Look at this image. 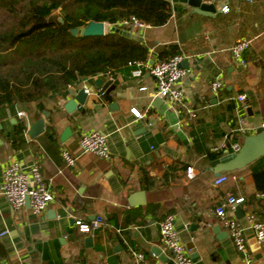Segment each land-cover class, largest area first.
Listing matches in <instances>:
<instances>
[{"label": "crops", "instance_id": "1", "mask_svg": "<svg viewBox=\"0 0 264 264\" xmlns=\"http://www.w3.org/2000/svg\"><path fill=\"white\" fill-rule=\"evenodd\" d=\"M164 1L171 7L166 24L128 31L142 38L148 60L112 73V80L107 75L88 80L90 95L71 113L64 106L78 86L67 90L65 99H48L50 115L42 116L41 135L31 139L24 133V141L13 148L8 135L17 115L0 112V263L163 264L151 250L157 247L172 260L160 245L159 224L173 215L193 264H264V242L255 239L246 221L252 214L264 223V197H258L264 192L254 179L264 173V157L241 170L222 172L235 179L213 186L217 177L213 162L234 153V144L241 148L244 138L255 135L264 120V0H205L214 2L213 17ZM224 7L227 13L222 12ZM106 27L111 31L104 23V34ZM242 39L251 43L242 55L245 68L230 55V48ZM174 55H183L188 62L181 82L186 97L175 107L166 102L154 107L156 87L148 67ZM136 68L139 78L132 76ZM97 79L103 86L111 83L103 91L94 85ZM216 80L223 87L214 93L210 85ZM239 96L245 97L243 102ZM132 108L143 117L135 118ZM23 113L27 129L34 122ZM91 130L107 135L108 160L79 153L81 134ZM62 149L77 158L74 167L63 162ZM13 161L23 173L36 162L53 194L39 216L27 206L13 211L1 193L3 171ZM188 168L193 170L191 180ZM258 185L264 186V176ZM139 192L144 193L141 201L133 198ZM228 196L244 200V216L238 220L244 227L246 254L235 250L215 216ZM231 215L236 218L235 210ZM95 217L102 223L91 235L78 231L75 221L89 223ZM88 237L91 246L85 244Z\"/></svg>", "mask_w": 264, "mask_h": 264}, {"label": "trees", "instance_id": "2", "mask_svg": "<svg viewBox=\"0 0 264 264\" xmlns=\"http://www.w3.org/2000/svg\"><path fill=\"white\" fill-rule=\"evenodd\" d=\"M170 16L164 0H0V109L25 112L35 123L45 112L49 117L48 99H65L69 86L148 60L147 48L136 40L111 31L73 36L71 30L131 18L160 27ZM16 119L8 135L13 148L26 132L22 118ZM263 176L254 179L264 192L258 185Z\"/></svg>", "mask_w": 264, "mask_h": 264}, {"label": "built area", "instance_id": "3", "mask_svg": "<svg viewBox=\"0 0 264 264\" xmlns=\"http://www.w3.org/2000/svg\"><path fill=\"white\" fill-rule=\"evenodd\" d=\"M228 11L227 7L222 8L223 13H227ZM109 27L110 29L118 28L130 31L132 29H143L145 25L139 23L136 19L131 18L130 21H122L118 23L117 26L109 25ZM250 44V40L242 39L237 41L230 48L232 60L242 68L247 66L242 55L250 47ZM183 60V55H174L165 61H159L148 67L149 74L153 78L156 87L154 97L159 98L162 102L168 103L171 107L182 104L186 97L181 82L187 76L188 71L180 67ZM131 65L140 66L139 63H133ZM103 75H107V77L112 80L111 72H106ZM100 76L102 75L86 78L76 86H78L79 89H83L85 94L89 96L91 90L86 83L88 80L96 79ZM132 76L139 78L141 76L140 69L136 68L133 70ZM76 86H69L67 90L72 91ZM222 87L223 84L221 80H216L210 85V89L214 93L218 92ZM140 90H144V88ZM244 99V96L238 97L240 102H243ZM130 113L137 119L143 117L140 112L134 108L130 110ZM16 115L18 118L25 117L23 112H17ZM193 116L194 115H192V117ZM260 128L264 129V120L261 122ZM232 150L233 152H238L240 150V145L234 144ZM78 151L81 154L108 160L110 153L107 135L97 130L82 133L78 140ZM60 155L66 166L74 167L76 165L77 158L73 157L68 150L62 149ZM186 176L190 180L194 178L193 170L191 168L186 170ZM230 179H235V176L221 174L214 179L213 186L219 187ZM1 193L13 211L24 209L28 200L29 211L34 216L42 214L53 201V194L44 183L39 166L36 162L29 167L28 173H23L21 171L18 162H10L3 171ZM258 197H264V194H260ZM243 203L244 200L242 198L228 196L215 209V216L221 226L226 230L227 236L231 240L235 250L238 253L246 254L244 227L240 220L231 215V212L235 210V207ZM246 221L249 223L255 239L258 242H264V223L256 220L252 214L246 216ZM101 223L102 219L100 217H95L89 223L75 221L78 231L87 235H91L94 230L100 227ZM159 232L160 245L171 253L174 264H193V260L189 256L186 247L182 243L179 233L175 228V218L173 215H167L163 221L160 222ZM135 257L138 260L143 259L141 254H135ZM0 264L7 263L1 262ZM99 264L107 263L102 261Z\"/></svg>", "mask_w": 264, "mask_h": 264}, {"label": "water", "instance_id": "4", "mask_svg": "<svg viewBox=\"0 0 264 264\" xmlns=\"http://www.w3.org/2000/svg\"><path fill=\"white\" fill-rule=\"evenodd\" d=\"M172 3H182L188 5L192 12L198 15L207 16V17H213L216 13L214 2H211L210 4L204 3L205 0H171ZM111 32L117 33L127 39L137 40L139 42L142 41V38L134 35L131 32L118 29V28H111ZM71 34L73 36H103L104 34V23H95L91 22L88 24L87 27L78 30L73 29L71 30ZM180 67L183 69H188V62L186 60H183L180 64ZM111 82H108V84L103 86V81L100 79H97L94 81V85L96 87L102 88L104 91L108 85H110ZM88 98V95L85 94L83 89H79L77 93L69 99L64 109L71 113L77 106L83 105L85 100ZM158 103H162V100L159 98H155L153 101V106L155 107ZM44 132V120L42 118L38 119L35 123L31 124L27 127L25 134L31 138L34 139L37 136L41 135ZM69 133V130H67L63 136L62 140L67 137ZM264 157V129L258 128L255 132V135L252 136H246L243 140L242 147L238 152L234 153H226L224 156L220 157L219 159L215 160L214 163V171L216 172L217 177L221 175L222 172H231L234 170H241L246 165L252 163L253 161ZM133 198H137L143 200L144 199V193L139 192L134 194ZM131 205H134L133 203H130ZM140 203L136 205H140ZM143 204V202H142ZM26 206H29V201L27 200ZM242 206L243 204L237 205L235 207V216L237 219H241L244 214L242 212ZM85 244L87 246H91L92 239L90 237L85 239ZM151 252L156 256L163 264H174L172 260H169L166 258L162 251L157 248L153 247Z\"/></svg>", "mask_w": 264, "mask_h": 264}, {"label": "rangeland", "instance_id": "5", "mask_svg": "<svg viewBox=\"0 0 264 264\" xmlns=\"http://www.w3.org/2000/svg\"><path fill=\"white\" fill-rule=\"evenodd\" d=\"M107 32H109V29L106 27V33H107ZM1 111H2V110L0 109V112H1Z\"/></svg>", "mask_w": 264, "mask_h": 264}]
</instances>
